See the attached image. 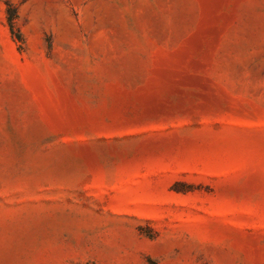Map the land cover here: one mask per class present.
<instances>
[{
    "label": "rangeland",
    "instance_id": "374dc122",
    "mask_svg": "<svg viewBox=\"0 0 264 264\" xmlns=\"http://www.w3.org/2000/svg\"><path fill=\"white\" fill-rule=\"evenodd\" d=\"M0 264H264V0H0Z\"/></svg>",
    "mask_w": 264,
    "mask_h": 264
},
{
    "label": "trees",
    "instance_id": "16d2710c",
    "mask_svg": "<svg viewBox=\"0 0 264 264\" xmlns=\"http://www.w3.org/2000/svg\"><path fill=\"white\" fill-rule=\"evenodd\" d=\"M7 13H8L7 15L8 23L12 36L17 42L20 43V48H22V44L24 43V38L21 29L17 26V22H16L18 18L17 8L12 4L8 3Z\"/></svg>",
    "mask_w": 264,
    "mask_h": 264
}]
</instances>
